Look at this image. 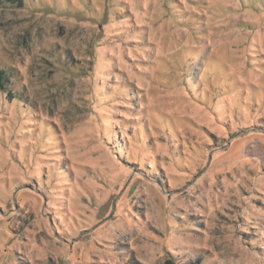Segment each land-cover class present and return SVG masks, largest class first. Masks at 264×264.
<instances>
[{"label": "rangeland", "instance_id": "374dc122", "mask_svg": "<svg viewBox=\"0 0 264 264\" xmlns=\"http://www.w3.org/2000/svg\"><path fill=\"white\" fill-rule=\"evenodd\" d=\"M0 264H264V0H0Z\"/></svg>", "mask_w": 264, "mask_h": 264}, {"label": "trees", "instance_id": "16d2710c", "mask_svg": "<svg viewBox=\"0 0 264 264\" xmlns=\"http://www.w3.org/2000/svg\"><path fill=\"white\" fill-rule=\"evenodd\" d=\"M11 1H14V0H11ZM2 75H4V72H0V78H1ZM0 88H2L1 83H0Z\"/></svg>", "mask_w": 264, "mask_h": 264}]
</instances>
